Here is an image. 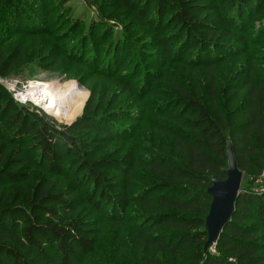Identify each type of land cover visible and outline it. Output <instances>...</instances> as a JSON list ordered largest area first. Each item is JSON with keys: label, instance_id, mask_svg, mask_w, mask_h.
<instances>
[{"label": "trees", "instance_id": "obj_1", "mask_svg": "<svg viewBox=\"0 0 264 264\" xmlns=\"http://www.w3.org/2000/svg\"><path fill=\"white\" fill-rule=\"evenodd\" d=\"M111 1L133 16L143 30L141 43L126 27L116 33L103 17L83 33L81 21L66 20L44 68L52 70L58 59L85 62L120 87L111 106L124 95L137 94L138 103L155 96L154 84L164 78L171 99L154 109L101 114L107 93L92 107L93 93L80 119L59 125L15 102L0 84V264H264V193L249 188L237 198L216 253L204 250L207 189L213 179L225 180L228 147L243 176L255 178L264 169V27L256 41L247 33L249 22L264 13V0ZM47 2L0 0L1 78L23 69L24 43L8 52L12 37L54 36ZM73 34L80 35L65 44ZM101 53L105 67L97 64ZM257 54L258 67L252 59ZM243 55L247 59L226 79L217 75L224 60ZM130 56L139 57L132 67L125 62ZM167 66L187 69L194 82L183 85L167 76ZM147 116L174 122L184 132L159 125L154 132L169 140L167 148L92 157L109 142L132 139ZM83 131L95 136L80 142ZM103 217L111 220V234L101 244Z\"/></svg>", "mask_w": 264, "mask_h": 264}, {"label": "rangeland", "instance_id": "obj_2", "mask_svg": "<svg viewBox=\"0 0 264 264\" xmlns=\"http://www.w3.org/2000/svg\"><path fill=\"white\" fill-rule=\"evenodd\" d=\"M52 5L56 6L52 8ZM262 11H264V6ZM46 14H48L49 17V25L47 26L48 29L50 26H52V30H55V34L52 38L48 37L47 35L16 36L12 37L11 40H9V42L7 43L8 52L13 51L22 42L24 43L25 48L22 71L16 69L14 73L3 78L6 81L14 82L16 84V91L10 93L15 102L20 105L36 108L41 113L54 119L59 125H70L83 116L85 107L93 93L95 94V99H93V102L91 104L92 107L97 105V101L100 96L107 93L105 105L99 109L101 114H113L115 111H117V109H154L159 104L163 105L167 103V101H170V97L172 96V94L170 93L171 87L169 83L166 82L168 78H164V80H162L161 82H157L156 84H154V89L157 94H155V96L146 98L143 102L138 103L139 96L137 94L130 98H127L126 95H124L119 97L118 102L120 103L111 106V104L109 103V101H111L110 98L115 95V93L120 91V87L117 83L104 79V77L97 70L93 72L90 71L87 68L85 62L75 63L73 60L58 59L57 64L52 70L44 68V65L51 63V60L47 58V54L49 55L50 51H52V48L55 47L53 44L54 37L61 31H63L64 28H59L66 20L72 22L75 19H78L79 22L81 21V28L79 31L83 33L84 31H87V26L93 19L103 17L110 23L116 33H120L123 30L125 31L126 27L127 31L131 35L130 37L132 38L133 42L141 43L143 30L138 26H134L133 23H135V20L133 16L130 15V13L122 8H118V6L115 5L111 0H48ZM262 27H264V13L258 15L256 18L254 17L249 22L247 28L248 39L250 41H256V37H260L258 32L260 29H262ZM77 35L73 34L71 38H69V40L64 43H72ZM48 41H50L51 44L45 45L48 44ZM94 42H97V40L94 39ZM253 45L254 44L252 43V46ZM260 48L264 51L263 47ZM81 49L84 52L83 60L88 61L91 58L90 54H88L89 44L87 46L84 44ZM101 55L102 56L98 58L97 64L99 66L105 67V64L103 65V63L105 61V58L107 57H104L102 53ZM137 59H139V57L130 56L125 59V62H127L130 67H132ZM243 59L247 58L243 55L237 59L232 60L231 58H228L224 60L223 64L216 69L217 75L220 78L226 79L229 75L232 74V71H234L233 69L238 68L240 63H243ZM252 59L255 61L256 67L261 65V62L258 60V54L253 55ZM74 60H76V58H74ZM39 63L41 65H39ZM141 63H148L146 64L148 68L153 67L154 71L160 72V69L156 68L158 66L154 67V64H152V62L149 60H141ZM233 63H235V65ZM165 72L167 76H173V78H175L179 83L183 85H190L194 82L195 76L189 74V71L187 69H183L179 66H167ZM139 76L140 74L136 78L137 81L139 79ZM197 76L200 78V80H202V71H199L197 73ZM18 84H20V87H18ZM28 85H33V88H37V86H40L41 89L44 92H48L49 95L52 92V99L65 100L66 106L63 105V110L59 112L63 114L56 115L52 112L50 113L49 111L44 109V107L42 106L44 104L39 105L35 102H32L31 100H21L19 97H17L16 95L18 94V92L27 90ZM63 97H66L68 99H64ZM125 99L126 102L123 104L122 101H124ZM61 117H66L67 119H59ZM146 119H148L149 121H145L137 127L135 136L132 139H128L121 143L109 142L107 149L102 150L92 157H101L109 151H112L116 155H121L128 149H133L140 155H146L143 152L145 146H150L153 149L158 150L162 149V147L167 148V146L169 145V140L167 138H164L163 136L162 138L160 135H156L154 132L155 129L159 128L157 127L159 125H161V128L164 127L174 132L175 130L184 132V130L181 129L178 124L170 122L166 119L154 118L153 116H147ZM115 124H120L121 126L128 125L127 123L118 122H115ZM78 135L80 142L90 140L92 138V135L93 137L95 136V134H87V132L85 131L80 132ZM144 141H146L147 143L145 144ZM140 148L142 149L141 151L139 150ZM63 167L64 169L66 168L64 165ZM139 173L144 177H147V173L144 170L139 169ZM53 179L59 182H62L63 180V178L60 176H53ZM258 184L259 180L257 177L248 178L247 175H244L241 188L242 190L248 188L251 190H255ZM100 220L101 231L103 233L101 238L102 244L107 241L111 234L108 232L111 220L106 217L100 218Z\"/></svg>", "mask_w": 264, "mask_h": 264}, {"label": "water", "instance_id": "obj_3", "mask_svg": "<svg viewBox=\"0 0 264 264\" xmlns=\"http://www.w3.org/2000/svg\"><path fill=\"white\" fill-rule=\"evenodd\" d=\"M18 87H20V84H18ZM227 157L228 168L225 170V180L213 179L207 189L211 202L205 218V230L208 235L204 245L205 251L217 242L220 233L232 216L236 200L242 191L243 174L238 169L230 147H228Z\"/></svg>", "mask_w": 264, "mask_h": 264}, {"label": "bare ground", "instance_id": "obj_4", "mask_svg": "<svg viewBox=\"0 0 264 264\" xmlns=\"http://www.w3.org/2000/svg\"><path fill=\"white\" fill-rule=\"evenodd\" d=\"M16 87V86H15ZM52 94V92H51ZM51 94L49 95L48 92H44L40 86H37V88H33V85H28L27 90L18 92L17 97H19L21 100H31L32 102H35L39 105H42L44 109L52 112L53 114L61 115L63 113L61 110H63L65 104V100L60 99H52ZM64 105V106H63ZM43 109V108H42Z\"/></svg>", "mask_w": 264, "mask_h": 264}, {"label": "built area", "instance_id": "obj_5", "mask_svg": "<svg viewBox=\"0 0 264 264\" xmlns=\"http://www.w3.org/2000/svg\"><path fill=\"white\" fill-rule=\"evenodd\" d=\"M0 84L3 85L4 87H6L7 91L10 93L16 91V89H15L16 84L14 82L6 81L5 79L0 77ZM257 178L259 180V184L254 191L257 193H264V169L261 172V174L259 176H257ZM209 251H211V253H213V254L216 253L215 244H213L209 248Z\"/></svg>", "mask_w": 264, "mask_h": 264}]
</instances>
